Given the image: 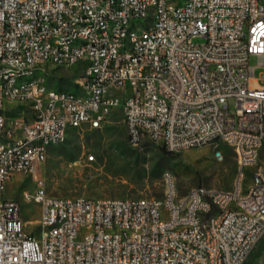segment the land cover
Returning <instances> with one entry per match:
<instances>
[{
  "label": "built area",
  "instance_id": "1",
  "mask_svg": "<svg viewBox=\"0 0 264 264\" xmlns=\"http://www.w3.org/2000/svg\"><path fill=\"white\" fill-rule=\"evenodd\" d=\"M152 7L161 8L157 29L126 39L131 19L145 20ZM244 17L252 19L251 34L240 35ZM94 20L101 29H88ZM105 25L117 28V38L96 43ZM198 37L204 42H194ZM74 39H82L80 51H73ZM86 56L97 63L93 79H86ZM71 63L82 67L78 92L50 87L48 69ZM257 66L264 67V0H175L173 11H164L162 0H0V264H129L138 243H145L138 264H243L264 235L260 172L250 182L243 176V190L206 194L203 187L199 211L189 204L187 217H180V196L169 199L170 189L163 197L136 198L138 208L119 198V206L98 205L97 216L86 217L90 197L54 196L39 181L23 191L25 202L39 206L37 232L28 230L21 202L5 193L17 174L37 173L72 125L101 127L106 108L122 111L134 145L149 137L180 152L232 137L242 141L245 162L253 166L264 149V83L253 76ZM227 201H234L233 210H226ZM165 203H173L176 218L156 224L154 232L132 237L125 247H117L119 235H107L116 217L142 225ZM235 207H246V215L235 214ZM84 219H93V238L72 243L71 228ZM182 244L195 245L196 254L182 251Z\"/></svg>",
  "mask_w": 264,
  "mask_h": 264
},
{
  "label": "rangeland",
  "instance_id": "2",
  "mask_svg": "<svg viewBox=\"0 0 264 264\" xmlns=\"http://www.w3.org/2000/svg\"><path fill=\"white\" fill-rule=\"evenodd\" d=\"M204 40L198 37L194 42L203 43ZM250 64H256L255 58ZM263 72V66L253 70V76L260 78L261 84L264 83ZM81 73L82 67L76 65L50 67L46 78L50 87L78 90L75 79ZM216 148L222 152L221 157L215 155ZM167 172L174 179L178 195L184 196L198 186L233 189L240 167L236 151L224 142L180 152L168 151L162 143L148 138L134 145L129 141L122 111L116 110L99 128L83 125L69 129L63 143L50 147L47 159L37 173L17 174L8 184L5 196L21 202V216L28 230L37 232L39 206L25 202L23 191L35 190L39 181H43L47 192L54 196L163 197L167 189ZM256 172L264 175V149L257 163L244 171L245 181L250 182ZM248 264H264V235Z\"/></svg>",
  "mask_w": 264,
  "mask_h": 264
},
{
  "label": "bare ground",
  "instance_id": "3",
  "mask_svg": "<svg viewBox=\"0 0 264 264\" xmlns=\"http://www.w3.org/2000/svg\"><path fill=\"white\" fill-rule=\"evenodd\" d=\"M162 6L164 11H173L175 8V0H162ZM161 18V8L152 7L150 15L145 17V20L141 18H132L131 26L126 31V39H134L141 36L144 32H151L157 29L158 19ZM80 19H87V12H80ZM252 19L251 17H244L240 21V35L251 34ZM88 29L98 30L101 29V20H94L88 22ZM105 33H95L96 43L109 44V38H117V28L113 25H105ZM238 46H245V37H238ZM82 47V39H74L72 41L73 51H80ZM130 48H137V40H130ZM75 66V63H71V67ZM86 66H90V69L86 70V79L94 78V70H97V63H94L93 56H86ZM78 85V84H77ZM78 90H71V93H77ZM115 108H106L105 122L108 117L115 112ZM79 127V125H72L71 128ZM149 137H142V140ZM219 142H224L233 147L236 151L240 172L235 184V190H243L244 184V171L252 167V162H245V148L240 139L232 137H222ZM219 142L207 141L206 144H215ZM220 149H215V155L218 156ZM261 151H258L254 157L253 166L257 163ZM93 157V156H92ZM243 166V169H242ZM173 178L172 175L167 172L165 174V180L167 183V189L169 190V199H177L178 193L176 190L175 182L170 181ZM203 187L198 186L192 188V195L189 192L180 196V217H187V208L191 205V212L199 211V204H196V197L201 195ZM213 188L205 187L206 194H214ZM98 205L103 207L119 206V198H111L110 200H103V198L90 197L86 199L84 216L94 217L97 216ZM126 206L130 208H138V200L136 198H126ZM234 209V201L226 202V210ZM235 214L246 215V207H235ZM256 217H263V209H256ZM176 211H173V203H165L164 208H157L152 213L146 215L142 225H134L132 222H126L125 217H116V222H110V228H107V235H119L117 236V247H125V241H132L133 238H141L142 235L148 232H154L156 224H165L168 219H175ZM94 222L93 219H84L83 222L77 223L75 228H71L72 243H83L84 239L93 238ZM182 251H188V254H196L195 245L182 244ZM82 256H89V249H82ZM145 256V243H138L134 250V257H129V264H138V258ZM173 264V263H165Z\"/></svg>",
  "mask_w": 264,
  "mask_h": 264
},
{
  "label": "trees",
  "instance_id": "4",
  "mask_svg": "<svg viewBox=\"0 0 264 264\" xmlns=\"http://www.w3.org/2000/svg\"><path fill=\"white\" fill-rule=\"evenodd\" d=\"M258 244V243H257ZM257 244L255 245V247L251 250V252L249 253L248 257L246 258V260L244 261L243 264H248L250 262V260L252 259L255 251H256V248H257Z\"/></svg>",
  "mask_w": 264,
  "mask_h": 264
}]
</instances>
